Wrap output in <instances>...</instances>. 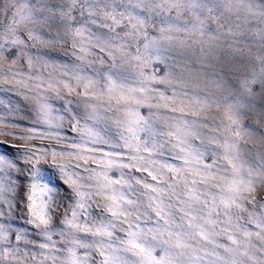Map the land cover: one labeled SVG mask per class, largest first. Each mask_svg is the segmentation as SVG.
<instances>
[{
    "label": "clouds",
    "instance_id": "9594fccd",
    "mask_svg": "<svg viewBox=\"0 0 264 264\" xmlns=\"http://www.w3.org/2000/svg\"><path fill=\"white\" fill-rule=\"evenodd\" d=\"M0 165V264H264V0H0Z\"/></svg>",
    "mask_w": 264,
    "mask_h": 264
},
{
    "label": "snow or ice",
    "instance_id": "6c2138e0",
    "mask_svg": "<svg viewBox=\"0 0 264 264\" xmlns=\"http://www.w3.org/2000/svg\"><path fill=\"white\" fill-rule=\"evenodd\" d=\"M0 166H2V165H0ZM137 247H138V245H137ZM157 264H159V262H157Z\"/></svg>",
    "mask_w": 264,
    "mask_h": 264
}]
</instances>
